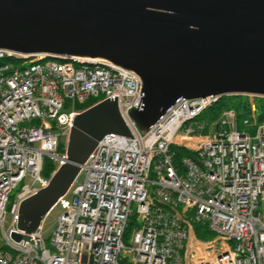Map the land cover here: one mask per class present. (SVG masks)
<instances>
[{
  "label": "built area",
  "instance_id": "1",
  "mask_svg": "<svg viewBox=\"0 0 264 264\" xmlns=\"http://www.w3.org/2000/svg\"><path fill=\"white\" fill-rule=\"evenodd\" d=\"M246 96L244 116L228 108L210 124L197 119L219 96L180 98L143 133L131 117L143 99L134 72L0 49L1 228L12 191L30 180L10 207L0 264H264V120L255 105L264 97ZM106 99L117 101L130 136L105 135L80 165L50 210L61 213L49 241L45 218L28 241H13L21 202L48 185L45 159L54 171L66 161L78 107ZM199 225L210 240L196 237Z\"/></svg>",
  "mask_w": 264,
  "mask_h": 264
},
{
  "label": "water",
  "instance_id": "2",
  "mask_svg": "<svg viewBox=\"0 0 264 264\" xmlns=\"http://www.w3.org/2000/svg\"><path fill=\"white\" fill-rule=\"evenodd\" d=\"M0 49L101 59L134 72L146 132L180 98L264 97V0H0ZM107 134L130 136L117 101L75 116L66 161L21 202L10 237L28 241Z\"/></svg>",
  "mask_w": 264,
  "mask_h": 264
},
{
  "label": "trees",
  "instance_id": "3",
  "mask_svg": "<svg viewBox=\"0 0 264 264\" xmlns=\"http://www.w3.org/2000/svg\"><path fill=\"white\" fill-rule=\"evenodd\" d=\"M95 100H91L86 104L79 106V109H86L89 106L93 105ZM255 105L259 112V120H264V98H256ZM248 107V97L246 95H225L220 97L215 104L210 106L207 110H205L200 116L203 121L207 124L213 123L217 120L220 113L228 108H234L239 112V115L242 117L246 114V110ZM54 171V165L48 160L45 159L42 175L45 178H49L52 172ZM131 227H128L126 235L130 232ZM195 235L197 238L207 241L213 237V234L208 232V230L204 226H197L195 228ZM3 250H7L8 248L4 246L1 248ZM119 264H128L123 259Z\"/></svg>",
  "mask_w": 264,
  "mask_h": 264
},
{
  "label": "rangeland",
  "instance_id": "4",
  "mask_svg": "<svg viewBox=\"0 0 264 264\" xmlns=\"http://www.w3.org/2000/svg\"><path fill=\"white\" fill-rule=\"evenodd\" d=\"M198 121H201V117H199L197 119ZM239 120V124H240ZM61 142L62 144H64V138L61 137ZM24 184H30V180L29 178L24 179L11 193L10 195V199H9V204L7 206L6 209V216H5V223H4V228L0 227V249L3 248L5 246V237L6 234L8 233L9 230H11L10 224H11V216L9 214V210L10 207L13 203L16 202V196L17 194L20 192L22 185ZM61 213V209L60 208H56L54 210H52L49 214H47V216L44 219V237L47 241H49L50 236L52 234V232L54 231L55 227H56V223H57V219L59 214Z\"/></svg>",
  "mask_w": 264,
  "mask_h": 264
}]
</instances>
